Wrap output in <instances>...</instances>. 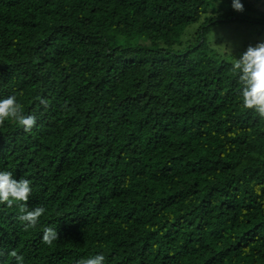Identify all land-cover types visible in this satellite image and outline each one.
<instances>
[{
	"label": "trees",
	"instance_id": "obj_1",
	"mask_svg": "<svg viewBox=\"0 0 264 264\" xmlns=\"http://www.w3.org/2000/svg\"><path fill=\"white\" fill-rule=\"evenodd\" d=\"M216 1L0 0V264H264V66L207 39L264 0Z\"/></svg>",
	"mask_w": 264,
	"mask_h": 264
},
{
	"label": "rangeland",
	"instance_id": "obj_2",
	"mask_svg": "<svg viewBox=\"0 0 264 264\" xmlns=\"http://www.w3.org/2000/svg\"><path fill=\"white\" fill-rule=\"evenodd\" d=\"M238 0H229L227 4L216 1V13L210 11L205 16H217L224 10H235ZM198 24L189 28L187 36L194 32ZM207 39L215 45L217 50H222L223 46L228 45L227 51L241 50L242 54L252 52L259 62L264 66V28L256 23L234 24V22L225 23V25H216L211 28Z\"/></svg>",
	"mask_w": 264,
	"mask_h": 264
}]
</instances>
